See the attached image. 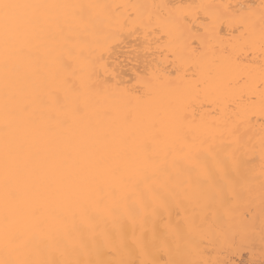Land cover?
Wrapping results in <instances>:
<instances>
[{
    "label": "snow or ice",
    "instance_id": "6c2138e0",
    "mask_svg": "<svg viewBox=\"0 0 264 264\" xmlns=\"http://www.w3.org/2000/svg\"><path fill=\"white\" fill-rule=\"evenodd\" d=\"M91 7L96 6L0 0V264H230L194 258L198 245L184 249L177 244L175 256L169 248V258L158 259L167 246L161 225L178 235L185 228L228 232L237 201L254 213L257 177L247 162L233 156L217 173H206L209 183L195 181L198 192L171 178L154 181L167 174L160 161L171 154L173 138L187 139L185 112L195 115L197 104L214 103L213 98L232 87L224 69L230 67L233 51L212 45L210 37L218 32L209 21L202 25L205 35L198 46L170 53L184 76L167 103L155 102L151 93L133 101L106 87L107 38L100 39L89 27L85 9ZM171 23L184 31L180 17H172ZM239 30L241 41H248L244 46H250L256 25L246 19ZM258 43L264 54V0ZM260 158L264 217V141ZM129 188L140 196L121 216L118 243L107 233L90 236L96 215H120L115 205L131 199L124 196ZM145 191L150 199L143 198ZM93 209L95 215L90 214ZM77 210L87 219V232L73 223L71 231L79 232V240L69 250L60 242L69 232L58 233L53 226L64 224L69 215L74 218ZM182 211L184 221L173 225L172 216ZM236 236L246 239L237 232L233 242ZM248 264H264V259Z\"/></svg>",
    "mask_w": 264,
    "mask_h": 264
},
{
    "label": "bare ground",
    "instance_id": "6f19581e",
    "mask_svg": "<svg viewBox=\"0 0 264 264\" xmlns=\"http://www.w3.org/2000/svg\"><path fill=\"white\" fill-rule=\"evenodd\" d=\"M40 3L79 4L96 7L86 8V19L91 20L100 39L107 38L104 48L107 72L104 78L107 88L118 93H126L128 99L151 93V99L166 104L172 89L183 83L184 71L179 62L170 53L175 49L186 48L191 44H200L199 37L205 35L209 21L216 24L218 35L210 37L214 46H228L233 51L230 67L224 69L227 80L232 87L227 94L213 98L214 103H205L203 108L195 106V115L185 112L186 119L182 127L187 139L173 138V149L170 155L162 158L160 165L166 169L165 176L154 181L159 184L171 178L174 184L198 192L201 183H209L206 173L215 174L233 156L243 159L252 169L256 179L255 212H251L245 202L237 201V214L234 220L229 219L228 232L219 230H192L185 228L183 235L168 231L166 247L158 259L166 260L170 248L176 255V246L193 249L198 245L199 255L194 258L206 261L227 260L230 264H248L251 260L264 259V217L260 215L259 176L261 169L260 150L264 141V114L261 113V101L264 92V54L259 47V13L262 0H35ZM181 6V7H173ZM191 6V7H189ZM211 6V7H197ZM172 17H180L184 31L181 33L171 23ZM186 19V23L184 22ZM248 20L255 24L256 31L250 33L253 41H241L240 26ZM188 69V64L183 65ZM2 71V68H0ZM191 71L188 75L191 76ZM151 81V83H149ZM243 97V99H241ZM119 102V101H116ZM237 105L239 108L237 109ZM3 91L0 84V142L3 138L2 126ZM243 146V147H242ZM144 199H150L151 193L145 191ZM125 199L117 205L120 215L100 217L96 215L94 232L97 235L107 233L112 242L118 243L117 233L121 216H126L133 201L140 194L126 189ZM109 206H114L108 201ZM95 215V210H91ZM190 214V213H189ZM185 213L173 215L172 224L183 222ZM2 221V210H0ZM75 223L87 232V219L79 210L73 218L69 215L64 224L53 226L58 233L69 232L61 245L71 249L79 240V232L71 231ZM246 237L241 241L235 233ZM103 243V237L97 236ZM59 239V236H58ZM57 258H60L57 254ZM113 258V257H109ZM115 258H119L118 256Z\"/></svg>",
    "mask_w": 264,
    "mask_h": 264
}]
</instances>
